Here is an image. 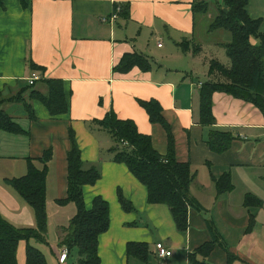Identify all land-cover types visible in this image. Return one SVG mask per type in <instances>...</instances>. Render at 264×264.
<instances>
[{
	"label": "crops",
	"instance_id": "crops-1",
	"mask_svg": "<svg viewBox=\"0 0 264 264\" xmlns=\"http://www.w3.org/2000/svg\"><path fill=\"white\" fill-rule=\"evenodd\" d=\"M249 1L248 12L262 19L260 31L264 33V0ZM27 2L28 8H24L20 0H4L0 7V94L4 99L15 97L37 72L42 79L63 81L70 111L52 117L41 102L30 101L29 92L24 97L32 105L36 121L28 119L21 103L1 106L14 120L21 118L29 132L27 136L0 134V212L4 218L18 228L36 227L32 209L5 180L25 177L28 158L42 169L38 160L52 149L46 186L48 244L35 240L30 244L44 253L48 264H61V229L77 213L75 204L57 203L67 197L72 129L84 169L96 166L101 173L94 186L84 187L86 207L90 209L93 200L102 197L110 208L109 229L99 237L100 264H229V254L233 258L230 264H264V116L252 104L214 93L216 129L235 137L225 153L210 149L208 138L215 127L200 123V85L219 80L209 74L211 62L217 60L204 57V47H223L231 37L216 32L218 37L210 40L215 33L207 32L212 18L208 16H202L200 31V16L195 18L192 12L193 0ZM125 5L128 17L120 16ZM118 8L114 25L100 22ZM183 42L190 45L187 52L180 47ZM191 44L199 45V52H193ZM129 53L147 56L152 69L115 72ZM32 62L44 70L32 69ZM38 83L36 90L46 93V87ZM140 100L160 103L172 128L176 159L188 163L195 175L191 186L195 206L189 208L186 232L178 230L168 206L149 202L148 189L126 165L113 161L110 150L114 141L93 124L114 111L119 119L134 121L141 134L151 137L154 148L166 155L167 133L150 123ZM14 104L25 114L11 115L8 109ZM225 174L230 175L233 190L219 194L217 182ZM118 190L131 202L132 212L123 210ZM248 195L261 203L246 206ZM130 243L147 245L146 261L128 256ZM157 244H163L172 256L159 258ZM208 246L210 250L205 252ZM26 247V242L20 243L18 264H26Z\"/></svg>",
	"mask_w": 264,
	"mask_h": 264
},
{
	"label": "trees",
	"instance_id": "trees-1",
	"mask_svg": "<svg viewBox=\"0 0 264 264\" xmlns=\"http://www.w3.org/2000/svg\"><path fill=\"white\" fill-rule=\"evenodd\" d=\"M27 1L20 0L24 8H28ZM249 2V0H193L192 3L195 18L214 13L207 27L209 34L223 32L231 37L229 42L223 44L231 66L225 67L218 61H212L209 74L217 75L219 80H211L200 85V123L215 127L208 138V145L216 153L227 152L235 137L230 132L216 129V118L213 114L214 93H225L252 104L264 116V33L260 31L262 19L253 18L248 12ZM3 6L4 0H0V7ZM120 16L128 17L126 5L122 7ZM191 45L193 52H199V45ZM180 47L187 52L190 45L183 42ZM152 64L147 56L129 53L121 59L114 71L126 74L137 67L143 72H149ZM31 68L44 70L34 62L31 63ZM40 82L46 87V93L35 89L38 82L33 86L27 85L21 93L12 98L4 99L0 94V108L5 103H21L28 119L36 121L33 107L24 97V94L29 92L30 101L41 102L52 117L68 114L70 106L63 81L43 78ZM139 105L146 111L151 124H158L166 131L168 136L166 155H161L154 148L151 137L141 134L134 121L121 120L114 111L109 112L102 120L93 121V124L106 131L114 141V146L110 150L114 155L113 161L126 165L130 173L148 189L149 202L168 206L178 230L186 232L189 208L195 206L191 197L195 175L188 163H181L176 159L172 128L163 116L160 103L156 100H140ZM0 132L25 136L29 134L3 110H0ZM69 139L67 197L57 200V203L60 206L73 203L77 213L69 226L61 229L59 246L67 250L68 258L71 257V253L77 254L74 264H100L99 237L109 229L110 208L102 197H96L90 209L86 207L84 187L94 186L101 179V173L96 166L84 169L81 150L72 129L69 130ZM53 157L52 149L44 153L38 160L43 165L42 169H38L34 160L28 158V173L25 177L5 180L32 209L36 227H15L0 212V264H18L17 251L22 242L27 243L26 264H48L44 253L31 245L30 241L48 244L46 186L48 164ZM217 187L219 194L233 190L230 175H223L217 182ZM118 199L125 212L133 211L131 202L124 197L121 190H118ZM258 203H261L260 200L248 195L244 204L250 206ZM250 230L251 227L248 231ZM209 250L210 246L207 250L204 249L205 252ZM127 253L129 257L146 261L149 248L146 244L130 243ZM229 256L230 264L233 258L231 259V254Z\"/></svg>",
	"mask_w": 264,
	"mask_h": 264
},
{
	"label": "rangeland",
	"instance_id": "rangeland-1",
	"mask_svg": "<svg viewBox=\"0 0 264 264\" xmlns=\"http://www.w3.org/2000/svg\"><path fill=\"white\" fill-rule=\"evenodd\" d=\"M214 1V0H213ZM208 16V17H207ZM206 17L207 18H209V17H213L214 16V13L213 14H208ZM205 17V18H206ZM202 17H200V19H199V23H200V26H199V29H200V31H202V28H203V23H202ZM204 23H205V20H204ZM200 31H198L199 33H201ZM218 37V34H214V35H212V39H210V40H213L214 38H217ZM219 38H221V34L219 35ZM222 39V38H221ZM204 50H205V55H204V57H210V55L212 56V57H214L218 62H220L221 64H223V65H225V67H228V66H231V62H230V59H229V57L227 56V52H226V50H225V48H223V47H215V49H210L207 45L204 47ZM184 52V51H183ZM205 82V81H204ZM206 82H209V80L208 81H206ZM39 88V83H37L36 84V86H35V89H38ZM12 107H10L9 109H8V112L11 114V115H18V116H20L21 114H22V112H23V110H22V107L20 106V105H17V104H14V107H13V109H11ZM24 113V112H23ZM25 114V113H24ZM21 118H17V122L22 126V127H24V125H25V122H22L21 120H20ZM0 134H1V132H0ZM14 190V189H13ZM15 191V190H14ZM76 259H77V254L75 253V257L73 256V258L72 257H70V260H69V262H68V264H74L75 263V261H76Z\"/></svg>",
	"mask_w": 264,
	"mask_h": 264
},
{
	"label": "built area",
	"instance_id": "built-area-1",
	"mask_svg": "<svg viewBox=\"0 0 264 264\" xmlns=\"http://www.w3.org/2000/svg\"><path fill=\"white\" fill-rule=\"evenodd\" d=\"M119 19V8L118 11L115 12L112 16L110 17H102L100 19V22L102 24H106V25H114ZM160 48L162 47V44L160 43L158 45ZM42 80V77L37 73H33L32 76L30 78L27 79V83L30 86L35 85L37 82H40ZM67 250L64 248V251L61 254L60 257V263L64 264L67 261L68 258V254H67ZM156 255L161 258V259H166L172 256V252L168 249L165 248V246L163 244H157L156 246Z\"/></svg>",
	"mask_w": 264,
	"mask_h": 264
}]
</instances>
